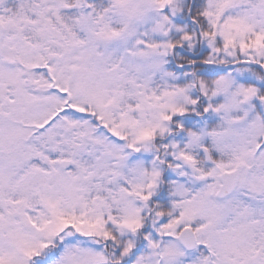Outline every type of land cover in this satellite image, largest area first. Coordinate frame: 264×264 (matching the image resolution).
<instances>
[{
	"label": "snow or ice",
	"instance_id": "1",
	"mask_svg": "<svg viewBox=\"0 0 264 264\" xmlns=\"http://www.w3.org/2000/svg\"><path fill=\"white\" fill-rule=\"evenodd\" d=\"M0 264H264V0H0Z\"/></svg>",
	"mask_w": 264,
	"mask_h": 264
}]
</instances>
